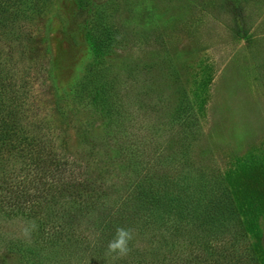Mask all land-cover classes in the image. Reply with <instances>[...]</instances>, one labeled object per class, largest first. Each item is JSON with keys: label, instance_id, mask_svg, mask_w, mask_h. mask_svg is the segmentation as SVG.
<instances>
[{"label": "rangeland", "instance_id": "1", "mask_svg": "<svg viewBox=\"0 0 264 264\" xmlns=\"http://www.w3.org/2000/svg\"><path fill=\"white\" fill-rule=\"evenodd\" d=\"M38 5L40 13L26 22L31 35L26 45L0 46L27 76L34 121H89L105 140L112 124L88 96L74 97L75 90L101 85L122 105L115 132L153 159L162 151L156 173L173 174L186 162L190 191L203 190L205 202L229 195L240 223L249 209L258 210L264 253V0H41ZM69 125L63 135L74 153H82L83 141ZM116 147L111 142L114 155ZM115 160L124 171L125 162ZM35 226L32 219L0 212V264H38L6 242L30 243ZM153 227L133 233L129 264L135 257L158 261L168 252V238L158 241ZM235 229L240 249L246 239L257 247L248 224ZM190 231L183 237L192 240L198 230ZM77 255L74 249H54L39 257L43 264H83ZM112 258L109 264H117Z\"/></svg>", "mask_w": 264, "mask_h": 264}, {"label": "trees", "instance_id": "2", "mask_svg": "<svg viewBox=\"0 0 264 264\" xmlns=\"http://www.w3.org/2000/svg\"><path fill=\"white\" fill-rule=\"evenodd\" d=\"M40 1L0 0V46L26 45L31 37L26 22L40 13ZM2 52L0 49V212L36 223L30 243L19 238L6 240L17 246L22 258L31 254L29 259L43 264L40 252L74 249L83 264L86 260L109 264L112 256L117 264H129L133 238L126 255L107 251L116 228L130 229L133 234L153 224L155 238L167 237L171 250L158 261L135 257L132 264H264L259 248L262 232L254 214L258 210L249 209L241 220L248 224L257 247L246 239L240 249L235 227L243 224L238 220L237 203L229 195L223 201L211 198L205 202L203 190L191 192L186 162L179 164L180 155L176 158L180 167L173 174L156 173L159 170L153 167L162 151L153 159L138 147L131 148L129 139L115 132L113 126L122 121V105L111 100L101 85L85 92L75 90L74 97L88 96L112 124L105 140L93 133L89 121L76 124L70 118L42 124L29 114L26 74L16 68L10 50L6 56ZM97 92L99 99L94 95ZM69 123L83 141L82 153H74L63 135ZM111 142L117 146L115 155L109 148ZM116 157L125 162L124 171L115 165ZM261 209L264 211V203ZM190 230H198L192 233V240L183 237Z\"/></svg>", "mask_w": 264, "mask_h": 264}, {"label": "clouds", "instance_id": "3", "mask_svg": "<svg viewBox=\"0 0 264 264\" xmlns=\"http://www.w3.org/2000/svg\"><path fill=\"white\" fill-rule=\"evenodd\" d=\"M133 238L130 229L117 227L113 238L109 241L107 251L109 254L124 256L129 251V243Z\"/></svg>", "mask_w": 264, "mask_h": 264}]
</instances>
